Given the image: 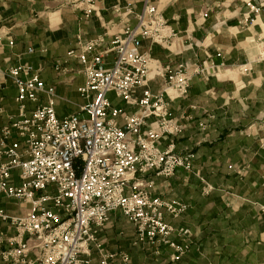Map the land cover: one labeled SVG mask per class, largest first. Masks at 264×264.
Returning <instances> with one entry per match:
<instances>
[{
  "label": "built area",
  "instance_id": "1",
  "mask_svg": "<svg viewBox=\"0 0 264 264\" xmlns=\"http://www.w3.org/2000/svg\"><path fill=\"white\" fill-rule=\"evenodd\" d=\"M96 1H80L86 17L93 14ZM125 1L114 11L127 20L134 16V26L125 25L113 34L104 50L105 36L88 41L79 37L78 48L67 54L80 63L85 77L77 90L84 104L76 113L58 117L56 88L41 79L33 64L0 67V83L11 79L16 86L18 108L0 128V197L29 205L20 216L0 208V221L8 224L6 230L0 229V259L5 263L92 264L97 253L99 264H134L128 252L108 251L99 237L116 212L134 227L135 246L150 245L156 255L170 248L173 262L191 249L192 231L166 220V214L181 218L189 205L153 194L149 176L171 179L180 171L194 174L196 154L177 150L175 138L184 127L171 116L170 104L187 95L200 70L164 67L143 52L146 39L165 46L177 34L155 0ZM248 6L257 15L264 4ZM3 38L0 34V44ZM14 43L11 39L9 46ZM262 44L260 61H264ZM111 53L114 58L108 64ZM65 62L56 61L55 70ZM152 70L154 77L165 80L158 92L148 86ZM111 93L138 111L114 106ZM28 102L36 107L29 111ZM166 138L170 141L163 147ZM200 179L203 194L209 195L214 187Z\"/></svg>",
  "mask_w": 264,
  "mask_h": 264
},
{
  "label": "crops",
  "instance_id": "2",
  "mask_svg": "<svg viewBox=\"0 0 264 264\" xmlns=\"http://www.w3.org/2000/svg\"><path fill=\"white\" fill-rule=\"evenodd\" d=\"M80 1L0 0L4 35L0 67L31 63L39 69L41 79L56 88L59 118L76 113L84 104L77 91L85 81L82 67L75 58H67L70 50L78 48L79 37L88 41L105 36L104 50L113 34L136 24L134 16L127 20L114 11L125 0H97L90 17L84 15ZM155 1L177 36L165 46L146 39L141 50L164 67L200 70L187 95L170 104L171 116L184 127L175 138L177 150L193 151L196 160L193 175L180 171L167 180L174 179L171 185L179 187V196L170 199L182 200L189 210L177 219L166 214V220L190 229L193 236L190 251L176 262L167 247L156 255L150 245H134L141 257L129 254L134 264H264V61L258 59L264 42V7L256 15L248 6L249 2L260 6L264 0ZM141 10L139 4L137 11ZM30 48L34 53L29 54ZM113 58L114 53L108 55V64ZM58 60H66L60 71L55 70ZM151 77L148 86L160 91L164 78L154 77L153 70ZM16 96L13 81H1L0 108L5 112L0 113V128L8 122L7 115L17 114ZM109 98L129 113L138 111L113 93ZM45 102L42 97L41 103ZM27 105L29 111L36 107ZM169 141L166 138L163 147ZM14 174L19 184L18 172ZM200 177L214 187L209 195L203 194ZM0 208L20 216L29 205L0 197ZM7 225L0 221V229ZM93 258L92 264H99L97 253ZM0 264L8 263L0 259Z\"/></svg>",
  "mask_w": 264,
  "mask_h": 264
},
{
  "label": "rangeland",
  "instance_id": "3",
  "mask_svg": "<svg viewBox=\"0 0 264 264\" xmlns=\"http://www.w3.org/2000/svg\"><path fill=\"white\" fill-rule=\"evenodd\" d=\"M151 177L150 180L154 182L151 188L153 194L165 200H170L172 196H179V187H173L171 185L174 179L171 180L172 182H169L167 181L169 179L157 177L154 174H152ZM166 189H168V191H165ZM110 222L111 223H109L107 227L105 226L103 232H101L99 236L101 239L105 240V248L110 252L122 250L133 253V256L140 258L142 255L140 250L133 247L135 232L132 224H130L120 212H116V215L113 216V220Z\"/></svg>",
  "mask_w": 264,
  "mask_h": 264
}]
</instances>
